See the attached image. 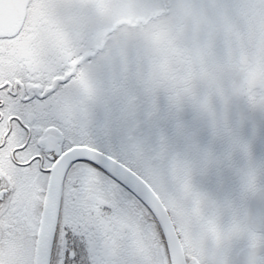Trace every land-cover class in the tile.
I'll list each match as a JSON object with an SVG mask.
<instances>
[{
  "label": "snow or ice",
  "instance_id": "6c2138e0",
  "mask_svg": "<svg viewBox=\"0 0 264 264\" xmlns=\"http://www.w3.org/2000/svg\"><path fill=\"white\" fill-rule=\"evenodd\" d=\"M0 264H264V0H0Z\"/></svg>",
  "mask_w": 264,
  "mask_h": 264
}]
</instances>
